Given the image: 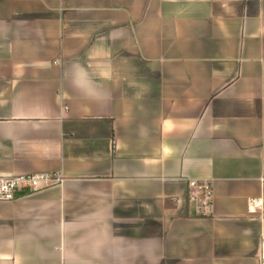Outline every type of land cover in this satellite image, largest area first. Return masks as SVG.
<instances>
[{
    "label": "crops",
    "instance_id": "obj_1",
    "mask_svg": "<svg viewBox=\"0 0 264 264\" xmlns=\"http://www.w3.org/2000/svg\"><path fill=\"white\" fill-rule=\"evenodd\" d=\"M38 172L0 264H258L264 0H0V176Z\"/></svg>",
    "mask_w": 264,
    "mask_h": 264
},
{
    "label": "built area",
    "instance_id": "obj_2",
    "mask_svg": "<svg viewBox=\"0 0 264 264\" xmlns=\"http://www.w3.org/2000/svg\"><path fill=\"white\" fill-rule=\"evenodd\" d=\"M61 173L57 172H38L27 174H15L0 176V202L10 201L15 198L16 193L22 190L30 192L38 191L43 188L57 185L62 181ZM188 199L207 209L210 200V186L207 182H199L190 179L187 182ZM260 199L251 200L249 209L254 210L255 206L260 205ZM258 264H264V234L261 236L258 248Z\"/></svg>",
    "mask_w": 264,
    "mask_h": 264
}]
</instances>
